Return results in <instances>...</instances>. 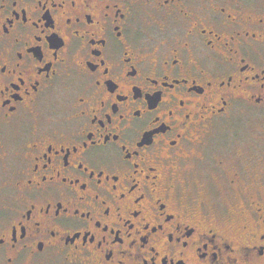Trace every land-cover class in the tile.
<instances>
[{
  "label": "flooded vegetation",
  "instance_id": "af4514ba",
  "mask_svg": "<svg viewBox=\"0 0 264 264\" xmlns=\"http://www.w3.org/2000/svg\"><path fill=\"white\" fill-rule=\"evenodd\" d=\"M255 2L0 0V264H264Z\"/></svg>",
  "mask_w": 264,
  "mask_h": 264
},
{
  "label": "rangeland",
  "instance_id": "374dc122",
  "mask_svg": "<svg viewBox=\"0 0 264 264\" xmlns=\"http://www.w3.org/2000/svg\"><path fill=\"white\" fill-rule=\"evenodd\" d=\"M244 6L247 8L254 6L263 9L264 2H255L253 4L246 3ZM209 139L218 143L220 142L219 145L223 146L222 153L225 159H229L227 161H231L233 164L234 162L237 163L239 156H247L252 150L255 152L254 155H263L264 108L233 113L217 124V127H215ZM218 150L220 149L218 148ZM261 168L264 171V167ZM221 190L222 187H219V190H216L212 196L214 195L215 198L223 201L227 199V196L225 195V191Z\"/></svg>",
  "mask_w": 264,
  "mask_h": 264
}]
</instances>
